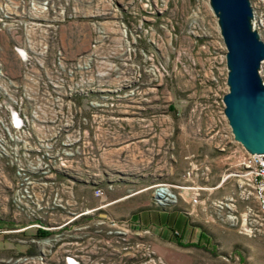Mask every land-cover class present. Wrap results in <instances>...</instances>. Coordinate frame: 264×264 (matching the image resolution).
<instances>
[{
  "label": "rangeland",
  "instance_id": "rangeland-1",
  "mask_svg": "<svg viewBox=\"0 0 264 264\" xmlns=\"http://www.w3.org/2000/svg\"><path fill=\"white\" fill-rule=\"evenodd\" d=\"M53 1L57 20L45 63L49 74L56 75L60 63V73L69 76V69L89 61L93 73L109 71L104 84L123 85L122 96L105 100L96 95L107 106L84 101L82 113L72 107L76 123L68 133L58 132L50 147L54 167L44 177L33 173L35 180L21 179L16 165L0 158V226L10 229L0 232V264H264V228L246 215L255 202L241 199L240 186L227 194L200 189L199 203L192 204L197 190L173 185L182 196L167 206L159 196L160 183L143 192L114 193L121 178L159 171L165 161L158 154L160 142L172 147L174 137H183L184 152L187 146L195 149L200 160L210 148L217 149L221 136L215 130L225 126L218 94L226 69L209 0ZM251 2L264 18V0ZM139 11L147 15L145 29H139ZM3 54L10 77L24 74L13 48ZM260 74L264 79V62ZM132 88L134 95H128ZM80 116L87 117L86 124L78 122ZM42 131L55 132L50 126ZM224 168L228 172V164ZM19 183L34 185L31 193L39 200L18 204ZM178 186L203 187L191 180ZM145 208H178L185 217L182 229L170 234L154 225L142 227L132 215ZM163 234L172 235V241ZM173 236L183 238V244Z\"/></svg>",
  "mask_w": 264,
  "mask_h": 264
},
{
  "label": "built area",
  "instance_id": "built-area-1",
  "mask_svg": "<svg viewBox=\"0 0 264 264\" xmlns=\"http://www.w3.org/2000/svg\"><path fill=\"white\" fill-rule=\"evenodd\" d=\"M73 1L74 3L82 2V0ZM62 5L64 7V4ZM51 6L54 7L53 0H0V158H8L11 164L16 165V173L24 180L25 178L35 180V178L30 179L33 173H38V177L42 178L43 174L47 175L54 167L53 161L56 157L50 153L52 149L50 147L56 143L58 132L62 135L65 132L68 133L69 129L75 125L73 106L76 112L82 113L84 101L90 100L95 107L107 106V102H100L98 99L116 100L122 96L119 92L123 85L120 82L104 84L103 76H110L109 71L99 69L97 73H93L89 61L79 62L73 69H69V76L60 73L59 68L64 70V66L58 64L57 61L55 62L58 64L55 65L56 75L49 74L50 70L47 69L45 63L50 57L48 56L50 48L54 44L51 33L54 21L57 20V17L51 14ZM58 14L61 15V19H64L62 17L64 12ZM137 14L140 17L137 19L140 22L139 29H145L147 15H143L140 11ZM253 25L264 37V18L256 10ZM222 43V61L225 64L226 76L224 87L218 94V106L225 126L223 131L221 126L215 130V134L221 136L216 148L228 154L230 163L226 177H234L239 181L241 199H253L255 206H248L246 215L255 227L262 229L264 228V153L251 154L248 152L244 145L236 140L233 128L225 116L224 96L229 92V87L227 47L223 37ZM6 47L13 48L17 58L24 65V69L21 70L24 74L18 78L10 77L3 69V53ZM58 54H63V52ZM56 57L58 60H64L61 55ZM211 80L214 82L215 77ZM126 81L130 86L135 84L134 79L129 78ZM125 84L128 83L125 82ZM127 94L134 95V88L129 89ZM96 95H100L101 98ZM92 97L94 100H91ZM54 104L55 109L52 107ZM63 112L65 117L64 114L62 115ZM86 118L80 116L78 122L86 124ZM57 121L61 122L60 125ZM49 126L55 132L50 134L42 131L43 128ZM34 138L36 139L35 144L29 142ZM66 154L71 155L72 153L67 152ZM22 156L29 158L24 161ZM191 174L192 169L187 171L188 176ZM17 185L18 191L15 197L18 204L28 205L34 202V199L39 200L31 193V187L34 185H28L26 188L22 187L24 185L21 183ZM158 186L160 199L165 202L166 206L177 203L179 197L182 196L181 193L174 191L173 184L165 182ZM177 187L183 190H197L190 202L199 203V190L203 187ZM96 191L98 194L102 192L99 187ZM1 231L8 232L10 229L0 226Z\"/></svg>",
  "mask_w": 264,
  "mask_h": 264
},
{
  "label": "water",
  "instance_id": "water-1",
  "mask_svg": "<svg viewBox=\"0 0 264 264\" xmlns=\"http://www.w3.org/2000/svg\"><path fill=\"white\" fill-rule=\"evenodd\" d=\"M227 47V116L236 140L251 154L264 153V37L253 24L251 0H209Z\"/></svg>",
  "mask_w": 264,
  "mask_h": 264
},
{
  "label": "crops",
  "instance_id": "crops-1",
  "mask_svg": "<svg viewBox=\"0 0 264 264\" xmlns=\"http://www.w3.org/2000/svg\"><path fill=\"white\" fill-rule=\"evenodd\" d=\"M170 143H172V147H166V145L163 147V143L160 142L158 154L160 157L163 155L165 161L157 173H149L148 175L146 173L139 175L131 174L127 177L129 179L121 178V183L117 184L114 193L119 191L125 192V190L127 192H143L149 189L151 185L162 182L177 186L184 185L188 180H191L195 185L203 186V189L208 190L209 188L213 192L221 190L227 194L238 189L239 185L236 179L226 177L227 169L224 167L230 163L227 153L220 151L222 153L217 154V149L210 148L207 150L205 160H200L195 158L197 155L194 152L195 149H190L187 146L184 152L183 137H174ZM144 145L149 148V142H145ZM191 169V176H187V171ZM115 181H118V178ZM132 218L134 221L137 220V223L144 228H151L154 225L158 229L168 231L171 234L174 231L182 229V218L185 217L183 212L178 210V208L172 211L145 208L140 212L133 213ZM200 234L201 236L203 235L202 233ZM163 237L172 241V235L163 234ZM173 240L178 241L181 245L183 244V238L181 237L177 238V236H173Z\"/></svg>",
  "mask_w": 264,
  "mask_h": 264
},
{
  "label": "trees",
  "instance_id": "trees-1",
  "mask_svg": "<svg viewBox=\"0 0 264 264\" xmlns=\"http://www.w3.org/2000/svg\"><path fill=\"white\" fill-rule=\"evenodd\" d=\"M29 252H30V253H32L33 251H32V250H30Z\"/></svg>",
  "mask_w": 264,
  "mask_h": 264
}]
</instances>
